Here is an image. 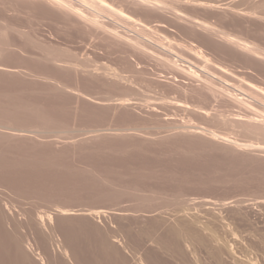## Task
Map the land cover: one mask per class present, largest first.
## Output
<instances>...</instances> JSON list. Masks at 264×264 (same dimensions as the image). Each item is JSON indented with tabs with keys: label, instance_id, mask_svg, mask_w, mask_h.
Instances as JSON below:
<instances>
[{
	"label": "rangeland",
	"instance_id": "obj_1",
	"mask_svg": "<svg viewBox=\"0 0 264 264\" xmlns=\"http://www.w3.org/2000/svg\"><path fill=\"white\" fill-rule=\"evenodd\" d=\"M96 5L130 44L0 0V264H197L193 235L200 264H264V0ZM155 40L202 48L251 99L132 46Z\"/></svg>",
	"mask_w": 264,
	"mask_h": 264
},
{
	"label": "bare ground",
	"instance_id": "obj_2",
	"mask_svg": "<svg viewBox=\"0 0 264 264\" xmlns=\"http://www.w3.org/2000/svg\"><path fill=\"white\" fill-rule=\"evenodd\" d=\"M44 1L47 2L49 5H51L50 0H44ZM59 2H60V5H62V6H58L55 8L63 11L64 13H66L68 15L75 17L76 19H78L79 21H81L83 23L89 24V25H91L97 29H101V30L105 31L106 33H108L112 37H115L117 39H121V40L126 41L127 43L130 44V41L128 39L127 40L124 39L125 37L123 38V36L121 34H119L118 32H115L114 29L109 28L107 26H104L103 24H101L99 22L98 17L101 16L102 10L96 4L97 3L103 4V0H59ZM109 21H110V19H109ZM142 39H144V38H142ZM155 43H156V44H154L155 48H149V47L143 45L140 41H138V42L136 41V44H134L132 46H134L136 49H138L142 53H145L146 55H150V54L156 55V56H154V55L153 56L151 55V56L155 57V58L157 57V60H159L163 66H165L166 68H169L172 71L173 75H175V76L183 75L185 77L194 79L197 82H199L200 85H202L204 88H206V89H208V90H210L216 94H220V95L230 99L231 101H233L235 103H238L240 105H242V104L246 105V103L244 102L245 96H248L249 100L251 99L250 93L249 94L246 93L247 91L245 92V90L242 89L239 85H237L234 81L227 78L222 71H220L219 69H214V68L210 67L209 64H210L211 60L204 53L202 48L198 47L196 49V47H195L196 50L193 48H190L189 53L184 54V53H180L179 51H176L172 47V45H164L161 43H157V41ZM234 91H239L238 92L239 94H234ZM241 94L243 96L244 95L245 96L239 97L238 95H241ZM212 134L215 135L214 133H212ZM222 141H223V143H226L229 145L243 146L244 148L245 147H247V148H257L258 147L253 143L241 144V142H236L235 140L233 141L232 139L231 140L230 139H222ZM67 211L63 210V209L59 210V212H61V214H70ZM95 212L97 215L101 212V210H100V212H97V211H95ZM102 213H103V211H102ZM52 217L53 216L48 215V220L50 222L52 221ZM40 218H41V220H43L42 216ZM187 239H189V238H187ZM187 239H186L187 250L189 251L190 255H192L193 258L195 259L194 262H198L200 264V261H202V260L199 258L200 257L199 251H201L202 246L199 247V245H201L202 240L199 237H196L194 235H193V237H190L191 241H189ZM174 247H175V250H174L175 252L180 254L181 257L182 256L185 257L183 250L181 251L177 248L178 247L177 244ZM174 251H173V253H174ZM210 255L211 254H209V256ZM212 255H213V253H212ZM176 257H177V255H176ZM140 262L144 263L142 258L140 259Z\"/></svg>",
	"mask_w": 264,
	"mask_h": 264
},
{
	"label": "snow or ice",
	"instance_id": "obj_3",
	"mask_svg": "<svg viewBox=\"0 0 264 264\" xmlns=\"http://www.w3.org/2000/svg\"><path fill=\"white\" fill-rule=\"evenodd\" d=\"M51 6L53 7H58V6H62L60 5L59 0H50Z\"/></svg>",
	"mask_w": 264,
	"mask_h": 264
}]
</instances>
